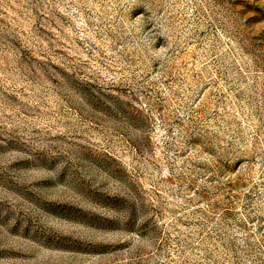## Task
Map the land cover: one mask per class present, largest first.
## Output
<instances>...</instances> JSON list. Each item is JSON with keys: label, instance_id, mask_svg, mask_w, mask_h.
Listing matches in <instances>:
<instances>
[{"label": "rangeland", "instance_id": "obj_1", "mask_svg": "<svg viewBox=\"0 0 264 264\" xmlns=\"http://www.w3.org/2000/svg\"><path fill=\"white\" fill-rule=\"evenodd\" d=\"M0 264H264V0H0Z\"/></svg>", "mask_w": 264, "mask_h": 264}]
</instances>
